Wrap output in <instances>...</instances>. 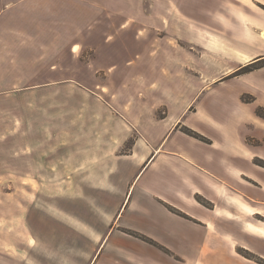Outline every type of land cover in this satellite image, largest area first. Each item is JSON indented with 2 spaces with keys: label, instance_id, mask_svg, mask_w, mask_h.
I'll return each mask as SVG.
<instances>
[{
  "label": "rangeland",
  "instance_id": "1",
  "mask_svg": "<svg viewBox=\"0 0 264 264\" xmlns=\"http://www.w3.org/2000/svg\"><path fill=\"white\" fill-rule=\"evenodd\" d=\"M221 4L0 0V264L96 261L94 234L76 221H87L95 210L88 193L101 182L94 173L113 174L115 155L129 152L139 138L117 112L138 124L153 112L172 119L191 114L196 95L264 68L259 57L225 75L240 59L238 43L223 36L228 19L213 20ZM102 33L120 48L102 47ZM121 48L129 70L120 68ZM247 66L255 67L237 75ZM128 132L130 139L120 147ZM236 252L248 255L240 247ZM111 253L98 264H119ZM253 256L251 263L232 253L214 264H264Z\"/></svg>",
  "mask_w": 264,
  "mask_h": 264
},
{
  "label": "crops",
  "instance_id": "2",
  "mask_svg": "<svg viewBox=\"0 0 264 264\" xmlns=\"http://www.w3.org/2000/svg\"><path fill=\"white\" fill-rule=\"evenodd\" d=\"M236 1L223 0L222 11L212 13L213 20L228 19L223 36L238 43L239 63L229 65L225 75L240 63L264 57V0ZM100 42L102 47L120 48L118 40L106 43L103 33ZM119 52L120 68L129 70L128 53L122 48ZM173 83L178 86L176 80ZM243 95L253 96L254 102H242ZM192 101L196 104L191 114L172 119L156 118L153 112L139 124L122 110L117 112L139 138L129 152L115 155L113 174L94 173L96 183L101 182L88 193L94 197L95 210L87 221H76L94 234L98 259L90 264H98L107 250L119 264H214L232 253L243 257L237 247L264 259V167L255 163L257 158L264 160V118L256 114L258 107H264V68L226 80ZM183 127L209 143L186 134ZM129 139L128 132L119 146ZM127 231L147 236L169 253Z\"/></svg>",
  "mask_w": 264,
  "mask_h": 264
},
{
  "label": "trees",
  "instance_id": "3",
  "mask_svg": "<svg viewBox=\"0 0 264 264\" xmlns=\"http://www.w3.org/2000/svg\"><path fill=\"white\" fill-rule=\"evenodd\" d=\"M254 67H255V66H247V67H245V68L239 70V71L237 72V75H241V74H243V73H248V72L252 71V70L254 69ZM242 100H243V102H246V103H252V102H254L255 98H254L253 96H250V95H245V96L242 97ZM256 114H257L259 117L264 118V107H261V106L258 107L257 110H256ZM184 132H185L186 134H188V135H190V136L196 138V139H199V140H201V141H203V142L209 143V140H208V139H206L204 136L198 134L197 132L191 131L189 128H186V129L184 130ZM255 163H256L257 165L261 166V167H264V160H261V159L257 158V159H255ZM200 201H201L202 203L206 204L207 206H210V205H209L208 203H206L204 200L200 199ZM172 211H174V213H177V214H179V215H182L183 217H187L185 214H182L181 212H179V211L176 210V209H172ZM127 232H128L130 235H132V236H134V237H136V238H139V239H141L142 241H144V242H146V243H148V244H150V245H152V246H155V247H157V248H159V249H161V250H163V251L169 253V251H168L166 248H164L163 246L159 245L158 243H156L154 240L148 238L147 236L142 235V234H139V233H137V232H132V231H127ZM244 252H247L248 255L243 254V252H240V254H242L245 258H248V259H250V260H254V261H256V260H255L256 258L253 256L252 253H250L249 251H246V250H244ZM249 255H251V256H249ZM252 256H253V257H252Z\"/></svg>",
  "mask_w": 264,
  "mask_h": 264
}]
</instances>
